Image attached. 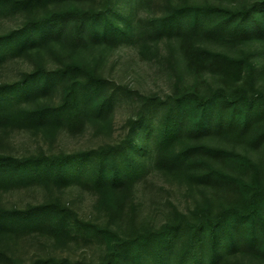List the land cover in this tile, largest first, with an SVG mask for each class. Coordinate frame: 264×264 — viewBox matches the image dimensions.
Masks as SVG:
<instances>
[{
  "label": "trees",
  "instance_id": "16d2710c",
  "mask_svg": "<svg viewBox=\"0 0 264 264\" xmlns=\"http://www.w3.org/2000/svg\"><path fill=\"white\" fill-rule=\"evenodd\" d=\"M152 1L0 0V9L8 10L56 6L0 36V67L47 50L58 60L55 70L37 63L14 82L0 84L2 130L20 126L50 135L63 127L106 123L116 100L88 58L98 47L138 43L147 33L154 40L176 38L189 79L208 74L218 84L207 90L185 85L164 100L145 98L117 147L22 158L0 154V195L13 188L87 189L115 216L135 184L157 171L176 181L225 188L233 201L217 212L206 201L189 214L175 213L158 229L125 236L79 220L56 198L25 212L0 206V242L24 231L40 232L60 245L95 239L101 257L86 264H242V255L264 259V181L257 167L246 155L203 142H262L264 94L253 86L255 67L247 56H228L201 44H264V0L247 7L227 6L224 0H177L158 18L139 22V13L149 12ZM139 45L144 53L147 45ZM0 264L24 263L0 247ZM29 264L77 263L37 259Z\"/></svg>",
  "mask_w": 264,
  "mask_h": 264
},
{
  "label": "rangeland",
  "instance_id": "374dc122",
  "mask_svg": "<svg viewBox=\"0 0 264 264\" xmlns=\"http://www.w3.org/2000/svg\"><path fill=\"white\" fill-rule=\"evenodd\" d=\"M255 1L224 0L222 3L227 6L247 7ZM173 2L177 3V0H153L150 11L143 9L139 13L138 21L150 16L158 18L169 3ZM55 7L54 4L44 8L37 6L33 8L34 13L33 9L28 8L8 10L1 7L0 36L18 29L34 14L39 15ZM142 42L147 45L144 53L139 52V43ZM201 44L210 51L228 56H247L255 67L253 86L264 94V44L249 41L240 45H225L211 40L201 41ZM50 52H33L1 66L0 84L14 82L21 74L34 69L37 63H41L47 71L55 70L58 60ZM88 61L106 80L107 93L116 100L112 115L106 123H85L76 129L63 127L50 135L20 126L0 129V154L22 158L72 154L104 146L117 147L123 144L127 131L130 130V123L142 109L145 98H150V102L164 100L173 95L177 88L185 85L196 84L201 90L218 85L214 84L208 74H203L197 81L189 79L185 73L178 40L173 37L154 40L147 33L138 43L113 48L98 47ZM56 101L54 99L52 103ZM203 142L246 155L257 167L259 178L264 181V140L249 144L225 138H207ZM250 177L251 172L243 178L248 180ZM53 198L59 200L79 220L91 225L109 226L124 236L133 231L158 229L173 220L175 213L189 214L206 201L210 202L213 212L233 201L231 192L225 188L189 183L186 180L180 182L165 178L157 171H151L144 180L135 184L120 213L115 216H110L107 209L97 204L94 192L81 188H66L61 191L53 188H13L0 195V206L25 212ZM0 247L9 256H15L24 264L37 259H63L77 264L96 263L102 252L95 239L78 242L69 240L60 245L37 231H24L18 237L0 242ZM238 260L242 264H264V259L251 255L239 256Z\"/></svg>",
  "mask_w": 264,
  "mask_h": 264
}]
</instances>
